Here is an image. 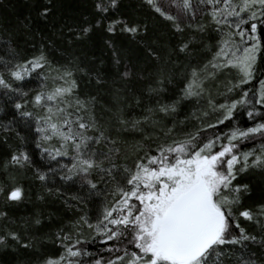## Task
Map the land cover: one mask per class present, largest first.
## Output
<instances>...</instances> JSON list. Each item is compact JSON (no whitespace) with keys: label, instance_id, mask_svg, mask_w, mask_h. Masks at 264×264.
<instances>
[{"label":"snow or ice","instance_id":"obj_1","mask_svg":"<svg viewBox=\"0 0 264 264\" xmlns=\"http://www.w3.org/2000/svg\"><path fill=\"white\" fill-rule=\"evenodd\" d=\"M120 4L92 0L91 13L60 25L53 36L67 53L103 29L122 85L117 97L131 92L130 82L148 81L149 103L139 116L126 112L131 105L125 103L102 123L95 97L78 95L75 73L92 72L76 56L54 63L56 40L41 35L37 46L30 16L22 30L4 29L7 35L0 38V145L11 149L3 168L31 169L48 194H61L64 185L79 189L65 203L82 214L45 234L64 252L41 264H84L80 258L91 256L87 245L97 238L111 254L103 264H264V196L247 203L254 186L244 175L264 176V144L240 148L243 141L264 140V79L251 95L243 87L254 79L264 50V0H141L147 15L116 16ZM33 7L48 22L56 2L35 0ZM154 17L166 22L165 33L157 32ZM117 36L135 44L142 64L128 59ZM29 47L32 53L22 55ZM202 53L211 58L196 61ZM232 68L242 75L224 83L225 92L218 94L225 99L217 102L211 85ZM176 75L184 76L183 87L165 100ZM94 79L104 82L99 73ZM33 80L38 87L28 86ZM237 87L238 96L226 95ZM132 101L139 107L143 94L133 93ZM185 105L189 110L181 118ZM238 107L255 121L252 126L232 123ZM225 121L226 130L219 129ZM0 194L5 202L25 198L18 183L0 185ZM98 202L102 207L93 218L86 208ZM0 219L8 221L0 227V248L36 247L40 238L33 230L43 224L41 213L17 223L0 210Z\"/></svg>","mask_w":264,"mask_h":264},{"label":"trees","instance_id":"obj_2","mask_svg":"<svg viewBox=\"0 0 264 264\" xmlns=\"http://www.w3.org/2000/svg\"><path fill=\"white\" fill-rule=\"evenodd\" d=\"M56 8L53 15L48 22H43L36 17L35 9L33 7L35 0H0V38L6 37L4 29H23V25L28 23L26 17H31V30L36 34L37 46L40 41L41 35L50 36L56 40L58 48L60 41L57 37L53 36V32L56 28H59L62 24L71 25L75 22L82 21L84 16H87L93 11L92 0H55ZM141 0H121V4L118 10H114L113 14L118 16L124 15H147L149 10L146 7H142ZM154 26L158 33H165L167 31L166 22L159 17L153 18ZM105 33L103 29L97 30V33L93 35L89 40L80 42L70 52L65 53L63 48L51 49L50 57L54 63L66 64L71 61L73 56L79 57L78 63L81 67H87L92 76L89 77L81 72L75 73V78L79 84L78 95L82 98L87 96L95 97V114L102 123L110 121L113 112L117 107H122L125 103L131 105L130 108L125 109L131 115L139 116L143 108L149 103L148 93L146 91L148 81L144 79H137L128 84L129 92L125 89L117 97L116 89L122 85L118 81L115 70L111 60V52L104 45L103 41ZM262 40H264V34H262ZM116 42L122 46L127 53L128 59L134 63L142 64L141 54L136 48L135 44L129 40L127 36H117ZM175 43V40L172 41ZM33 49L31 47L25 49L22 55H30ZM201 58L210 59L211 53L206 56L202 53L200 57L196 58L199 61ZM180 61L182 63H188L189 61L181 56ZM178 71V69H177ZM96 73H99L103 78V83L98 84L94 79ZM242 73L237 68H232L226 74H221L219 78L211 85L213 95L216 97L217 102H223L225 95L218 94L224 93V83L233 82L239 80ZM184 79L182 75H176L172 85H168V92L164 95L165 100H172L179 94L180 88L183 87L181 81ZM264 79V50L258 54L256 63V72L254 79L243 85L244 88L250 89V95L252 92L259 90V80ZM39 82L33 80L29 83V87H38ZM143 94V103L137 107L132 101V94ZM240 94V88L237 87L234 92L227 93L226 95L235 98ZM127 97V99H125ZM111 110V111H110ZM189 110V106H182L180 109L181 118L184 112ZM214 118V117H213ZM259 120V117H256ZM255 121L250 120L246 115V110L243 107H238L235 117L232 121L234 125L240 127L252 126ZM229 122L225 121L224 125H219L218 128L226 130L225 125ZM130 141L139 139V137H127ZM19 143V141H13V145ZM261 144H264V140L257 137L254 141H243L240 144L242 151H248L249 149L256 148L259 150ZM11 149L8 146L0 145V185L5 188L12 183H18L23 186L25 190V198L21 202H5L2 194H0V210L8 212L11 220L19 223L22 218H29L36 213H41L43 217V224L33 230V234L39 237V241L35 248L24 249L17 247L15 249L0 248V264H41V262L48 256H59L64 252V248L58 241H53L45 237V234L51 236L56 229L62 225L67 224L68 221L74 218L80 213L76 208L69 207L65 203V200L71 202L72 195L76 194L79 189L76 185H64L63 192L61 194H48L45 187L34 178L31 169H15L9 167L7 170L3 168L4 162L8 158V153ZM29 151H33L32 146H29ZM34 159L36 157L34 156ZM246 182H250L254 186V194L252 200H248L247 203L251 204L255 200H260L264 196V176L259 171L249 172L244 174ZM11 177V178H10ZM14 178V179H12ZM48 187H52L51 184ZM38 195H44V200H39ZM102 207V203H97L95 207L92 205L87 206L86 210L89 216L94 218V213L98 212ZM8 223L3 219H0V227ZM87 251L91 253V256L85 255L80 259L84 264H89L96 259L102 258L106 261L110 258V253L107 251L106 245H104L99 238L95 242H89L87 245Z\"/></svg>","mask_w":264,"mask_h":264}]
</instances>
